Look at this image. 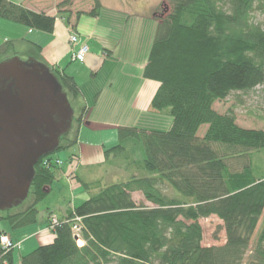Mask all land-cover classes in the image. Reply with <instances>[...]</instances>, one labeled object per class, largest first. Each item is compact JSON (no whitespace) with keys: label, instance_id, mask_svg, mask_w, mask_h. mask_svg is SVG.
<instances>
[{"label":"trees","instance_id":"trees-1","mask_svg":"<svg viewBox=\"0 0 264 264\" xmlns=\"http://www.w3.org/2000/svg\"><path fill=\"white\" fill-rule=\"evenodd\" d=\"M94 2L88 14L95 17L101 5ZM169 4L155 27L142 76L159 83L150 107L166 111L170 126H118L116 144L103 153L114 165L124 166L128 178L100 186L62 214L49 212L46 230L53 239L21 255L19 264H264V221L251 244L264 211V173L252 164L254 154L264 153V130L239 126L232 108L222 113L213 107L231 92L264 84V26L251 20L255 4L264 9V0ZM0 19L48 33L56 21L9 0H0ZM4 47L0 45V62L15 55ZM39 53L33 44L27 56L49 66ZM50 70L70 104L81 98L72 76L63 69ZM80 106L77 124L88 112ZM76 140L61 137L56 151L34 165L27 198L0 211L12 230L39 222L37 204L50 193L62 167L54 161L58 157L52 160L54 154ZM80 182L88 191L95 184ZM134 192L149 205L137 203ZM211 215L222 221L225 242L206 246L199 220ZM76 218L78 232L73 230ZM2 235L15 243L0 228ZM14 250L0 242V264H13Z\"/></svg>","mask_w":264,"mask_h":264},{"label":"rangeland","instance_id":"rangeland-1","mask_svg":"<svg viewBox=\"0 0 264 264\" xmlns=\"http://www.w3.org/2000/svg\"><path fill=\"white\" fill-rule=\"evenodd\" d=\"M32 1L33 3H29V1L27 0L26 4L32 6L33 8H37L39 11L51 14L56 18L61 17L62 19L64 18L65 21L68 20L70 22L71 20L74 24H77V26H75L76 31L80 36L84 38H87L89 33L94 32V34L103 35L104 37L112 41L110 44L114 46V55L108 60V65H105L102 69L99 70L97 79L94 83L95 85H99L101 84V82H104V79L106 78L105 75L107 76L106 70L107 68L108 71L111 70L112 66H116L120 69H130L129 72L131 74L128 76H131V79L136 78L138 74H140L137 65L147 60L148 51L154 36L157 22L163 16V14L168 12L170 8L169 0H99L101 5L99 15L94 17L87 14V12L91 11L94 8L95 0ZM75 15L79 16V18L78 20L75 18V20L73 21L72 18L76 17ZM251 20L256 24L264 26V9L262 7L259 8L258 5L255 4L254 9L251 13ZM17 25H19L16 26L18 27V29H23V31L26 32L27 28L25 26H23L22 24ZM32 30L34 31V33L38 32L43 34L42 42L44 46H48V44L52 42L50 33L35 29ZM8 31L12 32V29H9ZM72 34L74 33H70V35ZM22 36H25V39L27 40L31 39L30 34L20 35V37ZM77 37L79 40V36ZM113 41L116 43H113ZM1 42L3 41L0 39V44ZM88 42V46H90L91 51H101V47L96 43V39H91V41ZM78 43L76 44H78L79 48V46L85 42L80 43L79 40ZM6 48L7 47L5 45L4 50ZM8 52L10 53L9 55L13 54L11 53L13 51ZM19 54V57L23 60L29 58L26 57L24 53ZM39 56L41 57V55ZM81 62L82 61H69V59L64 58L58 65V67L64 68L67 74H74L76 81L79 82L81 86L82 84L86 86L87 81H90V74L87 71V68ZM56 69L59 70L58 68ZM90 86L91 85L89 84V87ZM78 101L79 100L71 102V106L74 111V117L72 126L66 135L68 138H74L77 134V124L74 121H76V113L81 107L80 102ZM94 101L95 94L91 96V99H89V103L92 105ZM213 106L218 112L222 113L226 112L229 108H232L235 114L236 123L241 127L264 130V84L258 85L254 89L247 92H231L225 99L215 101ZM100 111H102L101 105L98 104V106L94 110L93 116ZM161 113H163V111L160 113L149 111L144 115L141 114L137 116L135 118V121H140V124L138 126L166 129L171 124V117L169 114L166 115ZM205 128L206 125L202 126L199 132L202 133ZM99 131L100 130L93 131L90 128H83L82 132H79L78 140H76V143L74 145L60 151L58 154H54L52 160H54L55 157H60L63 160H66L63 164L60 165H62V169L64 172L67 173L70 170L71 171L70 174L67 175V184H65V182H62L61 180H55L53 182V192L49 196L47 195L48 197L37 204L40 222L42 217H44L48 212V210H46L48 203H61L63 201V198L67 199L71 197L73 198L75 204H79L90 194H95L96 192H98L100 186H104L113 182L124 181L128 178L130 172L125 170L124 166L118 167L114 165L112 158L107 159L102 155V151L104 148L111 147L117 142V132H115L116 141H112L111 143L109 139H104L102 135L99 134ZM87 144H89L90 146L98 147L99 155L94 154L95 152H93V148L87 146ZM72 154L75 163L71 165V163L67 161V158ZM252 164L255 165V168L259 170V172L264 173V153L254 154ZM79 165L81 166L78 173H76V169ZM237 167L239 168V166ZM134 173L137 174L136 172ZM80 178L85 180L86 182H94L95 184H93L88 191L79 181ZM163 190L166 193H170V189L166 186L163 188ZM133 198L137 203L142 202L146 205H149L148 202L144 201L140 192H134ZM51 215L48 212V218ZM263 221L264 211L262 213V216L260 217L259 223L251 239V244H253L254 240L256 239L257 234L263 225ZM199 223L202 227L203 245H220L225 242V232L222 228V221L216 216L211 215L207 218H202L199 220ZM40 226L41 225L37 223L18 230L25 229L24 231L28 232L31 230H35ZM0 228H4L11 234L17 231L12 230L8 221L3 219H0ZM44 229L46 230V226L42 230ZM14 244V264H17L18 242H15Z\"/></svg>","mask_w":264,"mask_h":264},{"label":"crops","instance_id":"crops-1","mask_svg":"<svg viewBox=\"0 0 264 264\" xmlns=\"http://www.w3.org/2000/svg\"><path fill=\"white\" fill-rule=\"evenodd\" d=\"M9 1L20 3L26 6L27 8L33 9L35 11H39L37 8H33L32 6L27 5L26 4L27 0H21V1L9 0ZM28 1L29 3H33L32 0H28ZM89 12H87V14ZM98 15H99V11L97 16ZM75 16L76 17H73L74 19L71 17L73 21L75 20V18L77 20L79 18V16L77 15ZM17 24L19 23L0 19V39L3 41L1 42L0 45H4V46L6 45L7 47V49H5L7 51L6 53L10 54L8 51H13L11 53H15L16 56H19L20 55L19 53L22 54L24 53V55L28 57L27 53L33 50V44H35L40 47V55L44 62H46L49 66L58 68L59 70L63 69L64 72H65L64 68L58 67V65L61 63V61L64 58L69 59V61H78V60H74L71 57L72 55L71 53H72V49L76 50L78 48L79 43L78 44L68 43V37L70 33H74L77 36H79L80 43L85 42L87 45L89 44L88 41H91V39L92 40L96 39V43L101 47L100 52H95L94 50L91 51L90 46H88L89 51L86 54L85 59L81 62L87 68V71L90 74V81H87L86 86H84V84H82L81 86V84L76 81L74 74L72 73L68 74L69 76H72L75 79V81L77 82V84L81 89L82 96L79 99L81 104L85 105L88 108V112L82 123L77 124L76 121H74L77 124V134L75 136L77 140H78V134L79 132H82L83 128H90L93 131L100 130L99 134L102 135L104 139H109L110 142L112 143V141H116L115 132H117L116 129L118 126H123V125L138 126L140 124V121L139 122L135 121V118L137 116L141 114L144 115L146 112L149 111H154L150 107V102L156 89L159 86V83L154 80L146 79L142 76V72H143L142 70L144 68L146 61L137 65L140 74H138L136 78L131 79V76H128L131 74L129 72L130 69L126 70L125 68L120 69L116 66H112L111 70L109 71L107 68L106 70L107 76L105 75L106 78L104 79V82L103 83L101 82V84L99 85L97 84L95 85L94 83L95 80L97 79L99 70L102 69L105 65H108V60L114 55L113 53L114 46L110 44L112 42L111 40L104 37L103 35H96L94 34V32L89 33L87 38H84L80 36L79 33L76 31L75 26H77V24H74L71 20L69 22L68 20L65 21L64 18L62 19L61 17H58L56 18L54 29L50 33L52 37V42L48 44V46H44L42 42L43 41L42 33H38V32L34 33L33 30H30L28 28L26 32H24L23 29L20 30L18 29V27H16L19 26ZM9 29H12V32L8 31ZM10 33L13 36H11ZM25 34H30L31 39L27 40L25 39V36L20 37V35H25ZM113 43L116 42L113 41ZM89 84L91 85L90 87ZM105 92H107L108 95ZM96 93L97 96L95 98V101L91 105L89 103V99H91V96H93ZM98 104L101 105L102 111L96 113L93 116L94 110L98 106ZM161 114L167 115L168 113L164 111ZM87 146L92 147L93 152H95L94 154L99 155L98 147L90 146L89 144H87ZM105 149L107 148H104L102 151L103 156H104L103 152ZM58 158L63 160L60 157ZM73 158L71 160V165L75 163ZM80 166L81 165H79L78 168L76 169V173H78ZM70 171L66 173L63 171L61 167V170L59 171L56 180H61L62 182H65V184H67L66 179L68 178L67 175L70 174ZM79 181L86 182L81 178ZM52 192H53V183L51 185V190L48 196ZM75 205L77 204H75L73 198L71 197L67 199L63 198V201L61 203L58 202L55 204L48 203L46 210H48V212L50 213L53 212L54 214H62L68 207H73ZM48 212L44 217H42L41 222L39 220L38 223L41 226L37 227L35 230H31L28 232L24 231L25 229L17 230L13 234L9 232V235L14 240V242L16 243L18 242L17 264H19V258L21 255L27 254L28 252L36 248L38 245L48 243L53 239V234L51 231L45 229L42 230L46 226L48 219L47 216ZM14 254L15 253H13V264L15 262Z\"/></svg>","mask_w":264,"mask_h":264},{"label":"water","instance_id":"water-1","mask_svg":"<svg viewBox=\"0 0 264 264\" xmlns=\"http://www.w3.org/2000/svg\"><path fill=\"white\" fill-rule=\"evenodd\" d=\"M73 117L49 66L32 57L0 62V211L27 198L34 165L56 151Z\"/></svg>","mask_w":264,"mask_h":264},{"label":"built area","instance_id":"built-area-1","mask_svg":"<svg viewBox=\"0 0 264 264\" xmlns=\"http://www.w3.org/2000/svg\"><path fill=\"white\" fill-rule=\"evenodd\" d=\"M78 37L76 34H72L69 37V43L70 44H76L78 43ZM88 51V45L86 43H83L79 46L78 49L72 51V58L74 60H78V61H83L85 58V55ZM58 165L62 164L61 160L59 159H55L54 160ZM56 221L55 216L52 217V223H54ZM80 219L76 218V223L73 225V230L75 232H78L79 227H78V223H79ZM0 242L3 245L4 248H8V247H15V244L10 240V238L7 235H2L0 237Z\"/></svg>","mask_w":264,"mask_h":264},{"label":"bare ground","instance_id":"bare-ground-1","mask_svg":"<svg viewBox=\"0 0 264 264\" xmlns=\"http://www.w3.org/2000/svg\"><path fill=\"white\" fill-rule=\"evenodd\" d=\"M80 244V242H78Z\"/></svg>","mask_w":264,"mask_h":264}]
</instances>
